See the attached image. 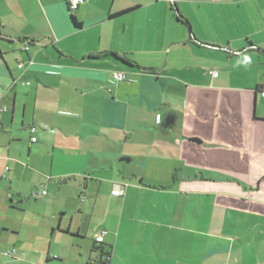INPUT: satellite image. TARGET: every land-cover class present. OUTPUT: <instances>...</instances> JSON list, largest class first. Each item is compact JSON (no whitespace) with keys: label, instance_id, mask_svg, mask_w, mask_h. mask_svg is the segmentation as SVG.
<instances>
[{"label":"crops","instance_id":"1","mask_svg":"<svg viewBox=\"0 0 264 264\" xmlns=\"http://www.w3.org/2000/svg\"><path fill=\"white\" fill-rule=\"evenodd\" d=\"M263 81L264 0H0V259L264 264Z\"/></svg>","mask_w":264,"mask_h":264},{"label":"built area","instance_id":"2","mask_svg":"<svg viewBox=\"0 0 264 264\" xmlns=\"http://www.w3.org/2000/svg\"><path fill=\"white\" fill-rule=\"evenodd\" d=\"M82 3H84V0H67V4H68V9L69 11H74L78 8L79 5H81ZM24 49L27 50L28 49V43H25L24 44ZM18 68H21L22 65L21 64H18L17 66ZM212 75L214 77H217V73L216 72H213ZM112 78L115 80V81H123L125 79V76L121 73H114L112 75ZM24 85H28L29 83L25 82L23 83ZM258 92L260 94V96L264 99V81L260 84L259 88H258ZM31 131L33 132L34 131V128L31 129ZM31 141L32 142H35V138H31ZM45 192L43 191L42 192V195H44ZM111 195L112 196H121L122 195V192L121 190L118 188V189H115L111 192ZM104 232H100L98 234V236L95 238V243L96 244H100L103 242V236H104ZM12 253H14V250L11 251V252H4V255L6 256H10Z\"/></svg>","mask_w":264,"mask_h":264},{"label":"rangeland","instance_id":"3","mask_svg":"<svg viewBox=\"0 0 264 264\" xmlns=\"http://www.w3.org/2000/svg\"><path fill=\"white\" fill-rule=\"evenodd\" d=\"M7 251V250H6ZM12 249H9L8 252H11ZM4 254V251L2 252ZM18 254L13 253L10 256H5L0 259V264H21L18 260Z\"/></svg>","mask_w":264,"mask_h":264},{"label":"trees","instance_id":"4","mask_svg":"<svg viewBox=\"0 0 264 264\" xmlns=\"http://www.w3.org/2000/svg\"><path fill=\"white\" fill-rule=\"evenodd\" d=\"M71 19H72L73 23L75 24V26L76 27H79V24L75 22L74 18L71 17ZM112 57H115V56L112 55ZM119 60L122 61L123 63H127L128 65H131L132 64L131 62H127L126 60H123V59H119ZM108 257H109L108 254H103V252H102L98 264H107Z\"/></svg>","mask_w":264,"mask_h":264}]
</instances>
